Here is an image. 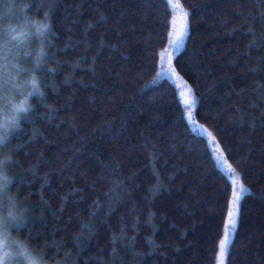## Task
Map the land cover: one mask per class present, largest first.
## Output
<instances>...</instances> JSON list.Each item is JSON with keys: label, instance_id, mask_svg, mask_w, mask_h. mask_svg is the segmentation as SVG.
I'll list each match as a JSON object with an SVG mask.
<instances>
[{"label": "trees", "instance_id": "trees-1", "mask_svg": "<svg viewBox=\"0 0 264 264\" xmlns=\"http://www.w3.org/2000/svg\"><path fill=\"white\" fill-rule=\"evenodd\" d=\"M178 3L189 28L170 64L224 169L161 71L167 0H0L48 25L42 60L25 57L42 95L0 134V220L42 264H220L235 209L223 264H264V0Z\"/></svg>", "mask_w": 264, "mask_h": 264}, {"label": "clouds", "instance_id": "clouds-1", "mask_svg": "<svg viewBox=\"0 0 264 264\" xmlns=\"http://www.w3.org/2000/svg\"><path fill=\"white\" fill-rule=\"evenodd\" d=\"M41 23L19 12L15 16L5 13L0 19V134L13 131L30 110L32 97L42 95L39 78L25 65V57L38 65L45 55L44 49L34 44ZM0 257L3 264H42V258L26 242L3 232Z\"/></svg>", "mask_w": 264, "mask_h": 264}, {"label": "rangeland", "instance_id": "rangeland-1", "mask_svg": "<svg viewBox=\"0 0 264 264\" xmlns=\"http://www.w3.org/2000/svg\"><path fill=\"white\" fill-rule=\"evenodd\" d=\"M167 2L172 12L173 20L169 35V45L165 52V55L161 59V71L164 74V76L168 78V80L171 81V83L174 84V86L176 87L180 101L184 108L186 118L188 120V123L190 124L192 131L195 134L206 136L211 153L216 161L218 168L219 169L227 168V161L225 159L223 150L219 145L218 139L216 138L215 135L209 134L206 126L203 123H201L196 117V113H195L196 102H197L196 96L194 95L191 87L177 74V72L170 64V61L174 56V54L177 53L182 48L185 42L189 28V15L187 13V9L182 4H179L178 0H167ZM182 26H184L186 29L184 31L183 38L179 46L173 47L172 41L175 40L177 36L181 34ZM185 101H188V103H185ZM234 208H237V204H234ZM234 212H235L236 224L235 227H232L228 219L227 229H226L228 235H227V239L225 235L223 240L225 241L223 255L228 249L230 242L232 241L235 235V230L237 226V210L235 209ZM223 255H221V246H220L219 257L220 260L222 261V264H223Z\"/></svg>", "mask_w": 264, "mask_h": 264}, {"label": "snow or ice", "instance_id": "snow-or-ice-1", "mask_svg": "<svg viewBox=\"0 0 264 264\" xmlns=\"http://www.w3.org/2000/svg\"><path fill=\"white\" fill-rule=\"evenodd\" d=\"M3 16H4V14L0 13V19H3ZM47 28H48V25L42 24L40 26V28L38 29V31H43L44 29H47ZM185 30H186L185 27L182 26L181 34L179 36H177V38L175 40L172 41L173 47L179 46V44L183 38V34H184ZM185 103H188V101H185ZM0 145H3V140H0ZM4 163L6 164L8 162L5 161ZM0 176H2V175H0ZM237 180H238V177H237ZM237 180H234L233 182L236 183ZM7 184H8L7 178L3 177L2 178V184H0V190H2L3 187H5ZM241 191H246V190L241 187ZM239 198H240L239 193H234V199L238 200ZM2 207H3V200H2V197H0V208H2ZM9 214L11 215V213H9ZM229 223L232 225V227H235L236 219H235V212L234 211L229 212ZM7 227H8V223L5 220H0V232L6 233ZM225 235H226V239H227V235H228L227 231H226ZM224 247H225V241H222L221 242V255H223ZM4 255L6 256L7 253H5ZM3 260H4V258L0 257V264H3ZM221 264H222V261H221Z\"/></svg>", "mask_w": 264, "mask_h": 264}, {"label": "bare ground", "instance_id": "bare-ground-1", "mask_svg": "<svg viewBox=\"0 0 264 264\" xmlns=\"http://www.w3.org/2000/svg\"><path fill=\"white\" fill-rule=\"evenodd\" d=\"M26 3H28V2H26ZM161 4H162V3H161ZM29 6H30V5H29ZM14 8H15V7H14ZM17 9H18V8H17ZM169 16H170V14H169ZM167 28H168V27H167ZM166 33H167V32H166ZM165 43H166V42H165ZM159 49H160V48H159ZM156 71H157V70H156ZM155 74H156V73H155ZM40 85H41V84H40ZM40 87H42V86H40ZM174 90H175V89H174ZM169 92H170V90H169ZM168 98H169V96H168ZM175 98H176V97H175ZM177 101H178V100H177ZM0 158H1V157H0ZM1 160L4 161V159H1ZM1 160H0V161H1ZM5 160H6V159H5ZM10 160H11V159H10ZM2 161H1V162H2ZM6 161H7V160H6ZM10 163H12V162L10 161ZM3 164H4V162H3ZM3 164H2V165H3ZM8 183H9V182H8ZM5 188H8V187H5ZM5 188H3V189H5ZM9 190H10V189H9ZM2 191H3V190H2ZM6 192H8V191H5V193H6ZM9 193H10V191H9ZM5 195H6V194H5ZM1 196H2V195H1ZM16 219H17V218H16Z\"/></svg>", "mask_w": 264, "mask_h": 264}]
</instances>
